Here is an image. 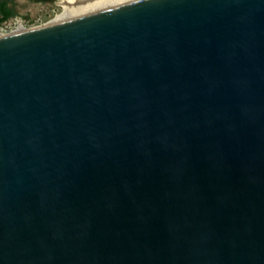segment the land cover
Listing matches in <instances>:
<instances>
[{"label":"water","instance_id":"obj_1","mask_svg":"<svg viewBox=\"0 0 264 264\" xmlns=\"http://www.w3.org/2000/svg\"><path fill=\"white\" fill-rule=\"evenodd\" d=\"M0 264H264V0L0 36Z\"/></svg>","mask_w":264,"mask_h":264},{"label":"bare ground","instance_id":"obj_2","mask_svg":"<svg viewBox=\"0 0 264 264\" xmlns=\"http://www.w3.org/2000/svg\"><path fill=\"white\" fill-rule=\"evenodd\" d=\"M127 1L130 0H60L59 3L63 7L62 14L48 21L45 25Z\"/></svg>","mask_w":264,"mask_h":264},{"label":"built area","instance_id":"obj_3","mask_svg":"<svg viewBox=\"0 0 264 264\" xmlns=\"http://www.w3.org/2000/svg\"><path fill=\"white\" fill-rule=\"evenodd\" d=\"M56 16L58 15L56 14L51 17L54 19ZM46 17L47 15H45L43 12H41L39 15L33 14L32 12L14 15L0 23V36L43 26L47 23L44 21Z\"/></svg>","mask_w":264,"mask_h":264},{"label":"flooded vegetation","instance_id":"obj_4","mask_svg":"<svg viewBox=\"0 0 264 264\" xmlns=\"http://www.w3.org/2000/svg\"><path fill=\"white\" fill-rule=\"evenodd\" d=\"M17 0H0V18L8 12H15L14 3ZM24 1V0H22ZM25 7L28 6L22 13H30L39 15L42 12L43 6L54 3V0H25Z\"/></svg>","mask_w":264,"mask_h":264},{"label":"rangeland","instance_id":"obj_5","mask_svg":"<svg viewBox=\"0 0 264 264\" xmlns=\"http://www.w3.org/2000/svg\"><path fill=\"white\" fill-rule=\"evenodd\" d=\"M60 0H54V3L47 4L43 6L42 12L47 15L45 22L50 21L54 15H60L63 12V7L60 5ZM50 15V16H49Z\"/></svg>","mask_w":264,"mask_h":264},{"label":"crops","instance_id":"obj_6","mask_svg":"<svg viewBox=\"0 0 264 264\" xmlns=\"http://www.w3.org/2000/svg\"><path fill=\"white\" fill-rule=\"evenodd\" d=\"M28 1H30V0H28ZM25 0L24 1H22V0H17L15 3H14V6H15V8L14 9H16V11L14 12H12L13 13V16L14 15H17V14H19V13H22V11H25L26 10V8L28 7L27 5H26V7H25ZM27 11V10H26Z\"/></svg>","mask_w":264,"mask_h":264},{"label":"trees","instance_id":"obj_7","mask_svg":"<svg viewBox=\"0 0 264 264\" xmlns=\"http://www.w3.org/2000/svg\"><path fill=\"white\" fill-rule=\"evenodd\" d=\"M13 16V13L12 12H8L6 13L5 15H3L1 18H0V23L3 22L4 20L10 18Z\"/></svg>","mask_w":264,"mask_h":264}]
</instances>
